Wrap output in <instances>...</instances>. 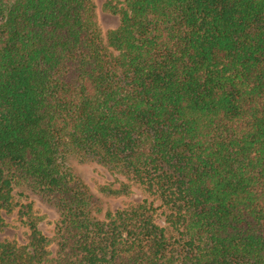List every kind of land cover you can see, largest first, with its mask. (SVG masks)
<instances>
[{
    "label": "trees",
    "instance_id": "1",
    "mask_svg": "<svg viewBox=\"0 0 264 264\" xmlns=\"http://www.w3.org/2000/svg\"><path fill=\"white\" fill-rule=\"evenodd\" d=\"M96 8L0 0V229L19 205L30 231L0 264H264V0ZM73 160L145 197L104 212Z\"/></svg>",
    "mask_w": 264,
    "mask_h": 264
},
{
    "label": "rangeland",
    "instance_id": "2",
    "mask_svg": "<svg viewBox=\"0 0 264 264\" xmlns=\"http://www.w3.org/2000/svg\"><path fill=\"white\" fill-rule=\"evenodd\" d=\"M105 1L106 0H95L101 27L104 32H107L109 29L116 28L120 24V17L116 14L105 12L103 10ZM72 163L83 181L91 188L96 197L100 199V206L104 212L108 209L115 211L118 208H122L129 201L139 202L145 197L142 189L137 185H132L129 192L124 195L114 196L106 194L102 192V186L110 184L119 186L120 184L118 178L111 173L107 166L97 161L79 162L77 160H73ZM118 177L120 179H125L122 175H119ZM31 200L35 202L34 208L37 215L42 216V220L40 222L42 230L48 237L55 240L59 214L55 208L50 206L38 196L32 195L28 198L25 196H16V201L18 203ZM19 207L20 206L18 205L13 212L4 214L5 225L2 229H0V242L9 241L17 242L19 244H26L28 242V235L30 231L20 219L18 214ZM158 222L163 224V217L158 216ZM51 249L56 251V240L52 242Z\"/></svg>",
    "mask_w": 264,
    "mask_h": 264
}]
</instances>
